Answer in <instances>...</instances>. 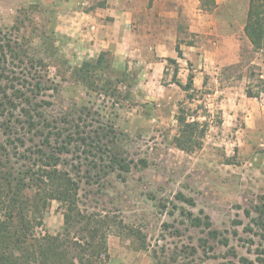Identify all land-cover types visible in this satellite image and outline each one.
Segmentation results:
<instances>
[{"label": "rangeland", "instance_id": "obj_1", "mask_svg": "<svg viewBox=\"0 0 264 264\" xmlns=\"http://www.w3.org/2000/svg\"><path fill=\"white\" fill-rule=\"evenodd\" d=\"M100 2L0 0V46L10 41L28 50L37 65L9 59L10 75L47 80L52 89L40 98L52 102V114L75 105L90 108L97 122L122 135L133 162L124 180L112 174L102 187L82 183L80 210L112 226L97 264H261L263 240L246 231L264 201V92L260 98L245 93L248 84L255 91L262 85L256 75L264 79V48L255 52L245 34L249 0L216 1L207 10L213 16L202 21L184 16L183 5L159 4V13L172 9L176 15L136 13L124 32L96 26L85 15ZM109 41L114 47L106 46ZM120 41L133 47L121 60L113 51ZM102 51L109 52L113 68L128 69L126 84L118 86L112 77L92 86L77 74ZM176 70L183 84L193 74L191 89L174 83ZM180 115L200 125L181 126ZM63 212L51 202L36 238L63 234ZM195 217H208L219 238L205 225L194 226ZM223 237L228 245L219 241ZM70 238L78 234L70 232Z\"/></svg>", "mask_w": 264, "mask_h": 264}, {"label": "trees", "instance_id": "obj_2", "mask_svg": "<svg viewBox=\"0 0 264 264\" xmlns=\"http://www.w3.org/2000/svg\"><path fill=\"white\" fill-rule=\"evenodd\" d=\"M107 1L103 0L98 7L104 8ZM200 2L205 11L216 5L215 0ZM244 30L253 50H262L264 0H249ZM0 51L3 57L0 58V264H76L75 260L79 264H97L106 255L107 234L112 226L80 210L79 192L82 183L102 187L112 174L124 180L123 175L130 172L133 162L125 155L122 135L114 126L97 122L93 118L95 113L86 106L75 105L63 114H52V102L40 98L43 90L52 89L45 84L47 80L31 82L27 77L10 75L9 59L22 62L24 58L28 59L30 68L37 66L28 50L7 41ZM176 51L182 58L179 45ZM109 56L108 51H102L97 59L77 70V74L92 86L98 81L109 82L112 77L118 86L126 84L130 80L128 69L113 68ZM168 61L176 63L171 58ZM256 77L263 86L255 91L248 84L245 93L249 98H260L264 92L262 75ZM174 83L183 90L191 89L194 76L189 74L187 84H183L177 79L176 70ZM177 119L181 126L190 129L200 125L199 122L187 124L183 115ZM207 128L208 124L204 123L202 133ZM70 156L77 164L69 160ZM53 201L63 208L65 231L36 238L34 230L43 224V212ZM253 212L256 216L246 231L259 236L264 244V201ZM247 215L250 217L251 213ZM191 219L196 221V227L205 225L213 239L219 238L220 233L211 230L208 217L204 221ZM70 232L78 234L77 240L70 238ZM233 234L237 236L238 232L235 230ZM219 241L228 245L226 237ZM260 253L264 254V249ZM259 260L264 264V258ZM244 264L252 262L245 259Z\"/></svg>", "mask_w": 264, "mask_h": 264}, {"label": "crops", "instance_id": "obj_3", "mask_svg": "<svg viewBox=\"0 0 264 264\" xmlns=\"http://www.w3.org/2000/svg\"><path fill=\"white\" fill-rule=\"evenodd\" d=\"M216 1L218 3L219 0ZM159 4L164 6L168 5L170 8H172L174 4L177 6L183 5L184 16H186L188 19H198L199 21H202V18L206 16H213L210 12L204 11L199 7L201 4L200 0H108L104 8H98L95 11H92L91 14H84L86 16L92 17L93 21L96 23V26L99 24L101 25V27H106V29H108L110 25L117 26L118 29H122L124 32L125 28L129 27L128 20L132 18L136 13H152L153 16L160 18H168L174 16V13L176 11H172V9L171 11L167 12L161 11V13L163 12L164 14L159 13ZM155 13H159V16H156ZM99 16H103L104 18H106L101 20L98 18ZM107 17L113 19L114 21H112V23L111 21L105 22ZM199 26L200 24H197L196 28L192 29H198ZM106 46L114 47V45H112L110 41L106 42ZM103 50H106V48H103ZM132 50L133 47L129 48V46H127L123 41H120L119 46L113 49V51L118 54V59L120 60L122 58L126 59L130 55V52H132Z\"/></svg>", "mask_w": 264, "mask_h": 264}]
</instances>
